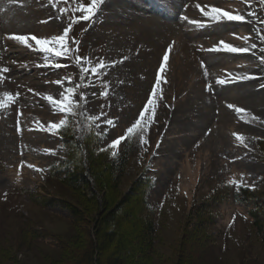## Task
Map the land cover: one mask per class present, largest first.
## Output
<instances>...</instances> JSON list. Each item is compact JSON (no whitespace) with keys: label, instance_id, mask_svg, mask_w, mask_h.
<instances>
[{"label":"rangeland","instance_id":"rangeland-1","mask_svg":"<svg viewBox=\"0 0 264 264\" xmlns=\"http://www.w3.org/2000/svg\"><path fill=\"white\" fill-rule=\"evenodd\" d=\"M89 5L90 0H0V264H87L89 253L91 264H105V255L117 248L112 243L103 252L96 224L128 197L133 203L119 214L122 264H264L263 236L250 215L257 212L263 220L264 2L106 0L91 21L80 19L78 9ZM197 5L245 20L216 23ZM133 19L141 21L129 29L141 34L133 43L163 33L155 40L165 48L157 57L146 53L131 68L121 67L113 26ZM65 28L71 48L66 57L40 51L31 39L48 38L51 47ZM13 35L27 36V46ZM178 37L192 45L195 89L187 81L172 85L177 69L170 58ZM221 41L249 51H211ZM154 57L151 73L139 70ZM98 62L108 65L100 75L80 71ZM162 66L166 82L152 97ZM68 88L75 100L86 94L87 104L80 101L65 116L46 97L72 95ZM148 99L155 100L154 116L146 114L144 131L109 148ZM61 119L68 120L65 127L50 129ZM68 171L86 174L91 189L65 183ZM242 188L256 198L236 202L234 193L242 195ZM71 209L79 211V219Z\"/></svg>","mask_w":264,"mask_h":264},{"label":"snow or ice","instance_id":"snow-or-ice-1","mask_svg":"<svg viewBox=\"0 0 264 264\" xmlns=\"http://www.w3.org/2000/svg\"><path fill=\"white\" fill-rule=\"evenodd\" d=\"M14 2H15V0H14ZM262 2H264V0H262ZM105 3H106V0H90L89 6H86V7L82 6L80 9H78V11L81 12L80 19L91 21L95 17L96 13L102 10L101 5H104ZM197 7H200V6L197 5ZM200 11L203 13L204 17H208L210 20H212L216 23H223V22H230V21H244L245 20V16L239 15V14H232L230 11H226V10L219 8V7H211L210 6V11H205V9L203 7H200ZM184 19L187 20L188 18L185 16ZM189 23H192L194 25L198 24V26H200V27L205 26L204 24L198 23L196 21H189ZM69 31H70V28H65L62 35L53 37L52 41H54V43L51 47L47 46L49 44L48 38L37 39L35 36H32L31 39L35 40L36 44L40 46V51L50 53V54L55 55L57 57H66L68 55V52L71 51V48L69 47L68 41L66 39L69 36ZM12 39L20 41L21 43H23L27 46V41H28L27 36L13 35ZM220 45H221V47L214 48L211 51H226V52H230V53H239V52L249 51L248 48L234 47L231 44L225 43L223 41L220 42ZM253 47H255V45H253ZM169 51H170V49H169ZM75 59L77 61L82 60V58L79 56H76ZM262 59H264V58H262ZM167 61H168V56H167V54H165L163 56L164 65H166ZM56 66L60 67L59 63H57ZM107 66L108 65L104 64L103 62H98L97 65H94L91 68L81 67L80 71L87 73L89 75H91V74L100 75L103 72V69ZM2 71L8 72L9 69L4 68V69H2ZM163 72H164V67L162 66L159 70L158 78L155 81V85L151 90L152 97L157 96V89L160 88V85L162 82H166V80H164L163 77L160 75V73H163ZM205 75H207L206 72H205ZM0 79H2V77H0ZM226 82H227L226 80H218L217 81V83H219V84H224ZM54 83L59 84V83H61V81H55ZM30 91H31V89H30ZM66 91H67V93L72 94V95H64L62 93L63 98L58 99V100H54L51 95H48L46 97V99L48 101L52 102L54 112H59V113L64 114L65 116H70L73 113V109L77 107V105L80 103V101H83L85 104H87V98H86V94H83L80 96L79 100H75L74 99V90L72 88H68ZM93 94L95 95V93H93ZM101 94L104 96H107V92H102ZM4 95L11 97L12 94L6 92V93H4ZM17 95H19V94L17 93ZM154 104H155L154 99H148L147 100V106H145L144 109L139 113L138 118L129 127H127L125 135L121 136V137H117L116 139H114L110 143L109 148H111V149L118 148V146L122 142H126L128 139L137 135L138 134L137 130H139V132L142 133L148 125V120L146 119V114L151 112L154 116V107H152ZM3 107H4V104L2 102H0V108H3ZM101 107H103V106H101ZM229 107H232V105H229ZM238 111H243V110H238ZM100 115L103 116L105 114L103 111H101ZM90 118L96 119L95 116H91ZM106 123L108 125H110L111 127L116 126L114 120H112V119H108L106 121ZM67 124H68V120L61 119L59 121V123L51 122L49 127H50V129H55V130L59 131L61 128L65 127ZM235 135H236L238 140L242 141L244 139V137L241 134H235ZM140 142L141 143H147V141L143 140L142 136L140 137ZM48 151L51 152L52 150H48ZM112 155L115 156L116 151L113 150ZM29 167H33V166L29 165ZM231 183L236 184L237 182L231 181Z\"/></svg>","mask_w":264,"mask_h":264},{"label":"bare ground","instance_id":"bare-ground-1","mask_svg":"<svg viewBox=\"0 0 264 264\" xmlns=\"http://www.w3.org/2000/svg\"><path fill=\"white\" fill-rule=\"evenodd\" d=\"M138 19V18H137ZM134 21L131 22V23H117V24H114V37H112V40L113 41V45L116 44L118 46V51L117 52H120L119 55H120V59L121 61L119 63H124L123 65L119 64L121 67H128L131 65V61H133L134 59H136L135 57H138V58H144L145 59V55L146 53L148 55H153L155 53V56L157 57L160 50H162V52L164 51V48H162V44L157 42V40H155V36H160L161 34L164 36L163 33H157L156 35H154L153 39L154 40H148V41H136V44L132 42V40L134 39V37L136 38H139L141 37V34H139V31L138 30H134V31H130L129 29H131L132 26H136V27H139V24H140V19L139 21L137 22L135 19H133ZM188 20H190L188 18ZM187 20V21H188ZM192 20V19H191ZM154 21V20H153ZM160 22V21H158ZM152 22H148V25H152L151 24ZM156 23V22H155ZM162 25V24H161ZM165 25V24H164ZM167 25V24H166ZM158 26V25H156ZM169 26V25H168ZM167 27V26H166ZM165 27V28H166ZM163 28V27H162ZM126 31H129L130 34L132 33L131 37L127 36L126 38L124 37L125 36V32ZM162 32V31H161ZM164 32V31H163ZM152 33H154V31H152ZM165 33V32H164ZM166 33H167V30H166ZM165 33V34H166ZM173 34V33H172ZM186 35V34H184ZM162 36L163 39H166ZM120 37V38H118ZM158 38V37H157ZM161 38V36H160ZM159 38V39H160ZM169 38V37H168ZM168 40V39H167ZM178 42H176L174 48H173V51L171 52V60H175L176 63L172 64L171 63V66H173L174 68L177 69L176 72V76L173 80H175L174 83H172L173 86H177L179 85L178 87H180L181 85H184L185 81H187V86L189 87H193V89L197 88V83L199 82V78L195 75H197L198 71H197V67L195 66V57L193 56V53H192V45L190 42L188 41H185L183 39V37H178L177 38ZM161 41V40H160ZM166 41V40H165ZM170 41V40H169ZM162 42V41H161ZM143 43L147 44L146 46H143ZM149 43H159L158 45H156L155 47H152L150 48L148 45ZM142 44V45H141ZM128 47V48H127ZM143 47L147 50V51H150V52H142L143 50ZM170 47V46H169ZM127 48V49H126ZM162 48V49H161ZM168 48V47H167ZM169 51V50H168ZM162 53H160L159 56H162L161 55ZM165 54V53H164ZM139 55H144L142 57H139ZM164 56V55H163ZM153 57V56H152ZM142 58V59H143ZM163 58V57H162ZM123 59V60H122ZM155 60V57L153 58V60H151L150 62L146 61V64H143L141 65L140 63V66H139V70H146V73H151L152 71V67L153 65H156L154 62ZM160 61V60H159ZM148 62V63H147ZM144 63V62H143ZM160 63V62H159ZM158 66V65H157ZM169 66V64H168ZM131 68V66H130ZM149 68V69H148ZM157 68V67H156ZM137 69V68H136ZM175 69V70H176ZM138 70V69H137ZM131 71V70H130ZM135 71V70H133ZM166 71V70H164ZM136 72V71H135ZM156 72V71H155ZM140 73V71H139ZM141 73H144V72H141ZM133 74V73H132ZM137 76V75H136ZM193 76L194 79L192 78ZM138 77V76H137ZM140 78V77H139ZM147 78V77H146ZM145 78V79H146ZM136 79V78H135ZM181 79V80H180ZM144 80V79H142ZM146 81V80H144ZM150 81V80H149ZM201 81V80H200ZM173 82V81H172ZM181 83V85H180ZM149 84V83H148ZM171 85V86H172ZM177 87V88H178ZM176 88V89H177ZM175 89V88H174ZM179 90V89H178ZM181 90V89H180ZM189 98V97H188ZM179 129V128H178Z\"/></svg>","mask_w":264,"mask_h":264},{"label":"trees","instance_id":"trees-1","mask_svg":"<svg viewBox=\"0 0 264 264\" xmlns=\"http://www.w3.org/2000/svg\"><path fill=\"white\" fill-rule=\"evenodd\" d=\"M64 181L65 183L69 184L71 187L76 189L84 188V187L91 189L90 179H88V176L86 174H83L82 172L77 173L75 171L74 172L68 171L65 173ZM93 190H95V194H97L96 193L97 190L94 188ZM241 194L242 195L234 193V198L236 199V202H244L246 200L252 199L253 197V194L250 195L251 192H249L248 189L246 188L241 189ZM262 197L264 202V194ZM131 201H132L131 197L130 198L128 197L123 202L118 203L113 210L109 211L105 216H103V218L99 221V224H96L99 227L97 233H99L100 238H102L103 240L100 243V247L103 250V252H105L106 254L109 245H111L112 243L116 244L117 251L119 250V248L124 247V240L119 235L120 223H121V218H119L120 217L119 214L124 211V208H126L128 205L133 203ZM47 204L49 205L50 203ZM100 208H102L103 211V204H100ZM71 212L76 219L80 218V213L77 209H71ZM250 215L255 220L254 227L261 232L260 234H262L263 236L262 241L264 243V213H263V220L259 217V214L257 212H251ZM149 231L150 232H148V236H151L152 230L149 229ZM98 247L99 246L97 243L95 244V247L93 245L92 255L94 257H96V254H98ZM117 251L116 252L110 251L109 254L105 255L107 258L105 264H122V259L120 258V256H118V253L120 251L118 252ZM86 258L88 260L87 264H91L92 261L91 253L87 254Z\"/></svg>","mask_w":264,"mask_h":264}]
</instances>
